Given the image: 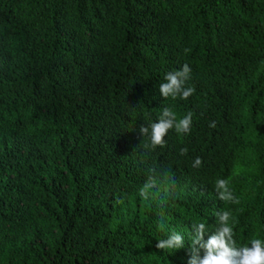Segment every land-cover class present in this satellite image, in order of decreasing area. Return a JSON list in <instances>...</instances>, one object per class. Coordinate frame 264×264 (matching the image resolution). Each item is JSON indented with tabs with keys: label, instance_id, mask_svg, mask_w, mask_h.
Here are the masks:
<instances>
[{
	"label": "trees",
	"instance_id": "16d2710c",
	"mask_svg": "<svg viewBox=\"0 0 264 264\" xmlns=\"http://www.w3.org/2000/svg\"><path fill=\"white\" fill-rule=\"evenodd\" d=\"M184 64L195 93L164 99ZM164 107L191 134L153 149ZM222 209L264 239V0H0V264H187ZM171 231L186 247L158 250Z\"/></svg>",
	"mask_w": 264,
	"mask_h": 264
},
{
	"label": "clouds",
	"instance_id": "9594fccd",
	"mask_svg": "<svg viewBox=\"0 0 264 264\" xmlns=\"http://www.w3.org/2000/svg\"><path fill=\"white\" fill-rule=\"evenodd\" d=\"M185 49V52H188ZM191 68L184 64L180 69L168 72L164 80L159 85V92L164 99L180 98L189 99L194 93L195 88L186 86L191 78ZM193 123V113L188 111L185 115L178 118L177 113L170 107H164L157 122L150 125H141L139 132L143 137H147L151 148L165 146V137L170 130H175L177 134L190 135ZM209 127L215 128L216 123L211 122ZM149 145H144L148 147ZM188 149L181 148L180 155H186ZM202 159L196 157L192 167L200 168ZM158 189V181L155 169L150 170L146 182L140 188L138 195L144 200H150L156 195L154 190ZM215 192L219 200L225 204H238L239 199L230 187L229 179H217L214 185ZM163 205L166 201L161 200ZM216 228L210 230L209 226L203 222L193 223L190 232V243L188 244L187 264H264V239L253 237L249 243L238 246L234 233V218L228 210H220L215 213ZM161 230L164 224L160 223ZM207 235V239H205ZM155 247L163 252L178 251L184 249V236L176 231H171L166 238L157 240Z\"/></svg>",
	"mask_w": 264,
	"mask_h": 264
}]
</instances>
